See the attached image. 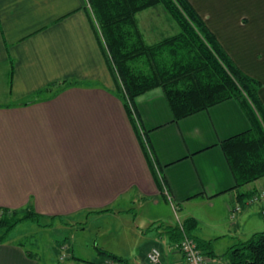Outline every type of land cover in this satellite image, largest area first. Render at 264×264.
Masks as SVG:
<instances>
[{"label":"crops","instance_id":"0c3cea01","mask_svg":"<svg viewBox=\"0 0 264 264\" xmlns=\"http://www.w3.org/2000/svg\"><path fill=\"white\" fill-rule=\"evenodd\" d=\"M190 1L232 59L262 82L264 102V0ZM64 78L79 83L25 102ZM0 97V206L30 204L46 222L60 215L48 228L66 218L82 229L97 223L110 237L105 249L134 256L127 264H145L154 246L158 264H187L169 226L187 217L196 220L197 241L211 240L213 264H231L227 249L264 230V199L251 201L264 190L261 178L235 187L220 145L249 127L239 102L229 98L174 120L156 87L129 105L136 127L83 0H0ZM131 201L169 203L176 220L156 212L139 224ZM141 225L153 231L145 243L134 241L145 233ZM0 264L40 262L9 239L0 242Z\"/></svg>","mask_w":264,"mask_h":264},{"label":"trees","instance_id":"16d2710c","mask_svg":"<svg viewBox=\"0 0 264 264\" xmlns=\"http://www.w3.org/2000/svg\"><path fill=\"white\" fill-rule=\"evenodd\" d=\"M83 2L108 59L118 93L135 126L130 103L135 106L139 95L156 87L163 89L174 120L234 98L249 121L246 130L220 141L235 178V187L264 177V102L259 93L262 82L246 73L232 59L190 0ZM158 4L164 7L179 29L176 33L149 43L139 25L137 13ZM78 83L79 80L73 78L51 81L25 102L52 98ZM142 146L152 163L143 140ZM58 216L61 218L60 215H51L50 222L43 223V215L32 206L25 209L0 206V242L9 240L11 232L22 222L30 220L40 226H53ZM183 225L184 232L196 239L193 233L197 226L196 220L187 217ZM169 226L176 231L178 236L174 241L179 244L183 235L179 224ZM205 242L209 247L212 246L211 240H198L197 244L206 253ZM64 243L65 239H62L60 246ZM97 250L109 259L106 264L127 260L100 246H97ZM211 252L209 250L206 254ZM225 254L231 264H264V230L234 243ZM90 262L105 264L95 260Z\"/></svg>","mask_w":264,"mask_h":264},{"label":"rangeland","instance_id":"374dc122","mask_svg":"<svg viewBox=\"0 0 264 264\" xmlns=\"http://www.w3.org/2000/svg\"><path fill=\"white\" fill-rule=\"evenodd\" d=\"M137 16L141 25V29L144 32L147 42L149 43L156 42L164 36L176 33L179 29L175 21L165 11L164 7L161 4L148 7L138 12ZM148 18H150V20ZM260 182L264 184V177L260 179ZM138 204V202L131 201L129 206H133L132 210L138 208V212L140 213L139 216L141 219H139V224L143 225L145 223V220L144 218L142 219V217L146 218L147 216H152V214L156 212L163 213L166 216L165 219L169 220V222L176 220L174 210H172L169 203L167 204L166 202L162 201L161 205L158 207L155 206L152 201L147 202V204L143 207H139ZM28 206L32 205L28 204L23 208L25 209ZM46 221L48 220H45V218L42 219L43 223ZM66 221H68V218L59 220L58 226L54 228H48V226H40L38 223L28 220L18 224L14 228L13 232H11L9 239L22 242L27 249L33 251L36 254L40 264H86L83 262H87L84 260L82 262L81 260L77 261L78 259H76L75 257L62 259L61 255L63 253H66V255L74 254L75 256L85 260H95L103 262L105 264L109 262L107 261L109 259H106L103 255L99 254V251L96 248V246L105 248L103 247L105 244L103 240H110V237L102 236L103 230H97V226H95V224L97 223H91L88 228L86 227L82 229L80 228L79 223L83 224V222H77L70 225V223H67ZM155 223L153 222L151 225ZM108 225L110 224H107L106 226ZM142 225L140 228L141 230L144 229L145 233L142 234V237L140 236V240H137L139 236L136 235L134 237V241L136 240L137 243H145L146 240L151 239L150 235L152 236L153 233L152 230H148ZM116 227L117 229L122 228V222L117 221ZM114 232L111 233L110 236H116L117 230ZM62 239H65V242L70 251H64L62 249L59 241ZM112 240L114 239L112 238ZM143 247L144 246H141V248ZM108 251L111 250L108 249ZM125 258L127 259L125 262L119 263L118 261H115L114 264H127V262H130V260L133 259L134 256L131 255L128 257L125 254Z\"/></svg>","mask_w":264,"mask_h":264},{"label":"built area","instance_id":"2783aa9c","mask_svg":"<svg viewBox=\"0 0 264 264\" xmlns=\"http://www.w3.org/2000/svg\"><path fill=\"white\" fill-rule=\"evenodd\" d=\"M130 105H132L130 103ZM264 199V190L255 193L251 198V201H258ZM178 224L183 232L182 238L179 242V247L183 251L187 264H213L210 257L200 248L197 244L196 239L184 232V225L182 220H178ZM62 249L66 251V244L64 243ZM161 250L154 246L147 254V262L145 264H158L161 260ZM66 253L61 255V258H66Z\"/></svg>","mask_w":264,"mask_h":264}]
</instances>
